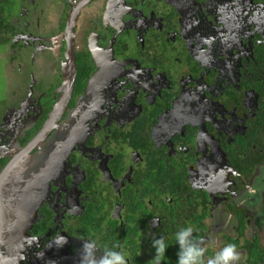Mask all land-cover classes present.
<instances>
[{"label": "flooded vegetation", "instance_id": "af4514ba", "mask_svg": "<svg viewBox=\"0 0 264 264\" xmlns=\"http://www.w3.org/2000/svg\"><path fill=\"white\" fill-rule=\"evenodd\" d=\"M2 52L0 264H264V0H0Z\"/></svg>", "mask_w": 264, "mask_h": 264}, {"label": "clouds", "instance_id": "9594fccd", "mask_svg": "<svg viewBox=\"0 0 264 264\" xmlns=\"http://www.w3.org/2000/svg\"><path fill=\"white\" fill-rule=\"evenodd\" d=\"M193 231L194 229L192 226H187L175 233V239L179 245L177 264H201L204 250L199 246V243L192 239ZM61 239L66 242V238ZM94 247L95 245L92 242H86L84 244L86 258L89 249H94ZM152 247L155 248V256L153 257L154 264H162L167 250L165 239L163 237L154 238ZM239 259L240 255L237 250V245L228 243L216 253L214 259L208 261V264H232V262L239 261ZM92 264H127V262L122 251L108 250L99 261L93 259Z\"/></svg>", "mask_w": 264, "mask_h": 264}, {"label": "water", "instance_id": "95a60500", "mask_svg": "<svg viewBox=\"0 0 264 264\" xmlns=\"http://www.w3.org/2000/svg\"><path fill=\"white\" fill-rule=\"evenodd\" d=\"M15 165L9 166L8 169L3 174L2 184L0 185V248L4 247V243L2 242V236L5 235L6 225L8 223L7 219V207H6V187L7 180L10 179L13 169ZM5 233V234H4Z\"/></svg>", "mask_w": 264, "mask_h": 264}, {"label": "rangeland", "instance_id": "374dc122", "mask_svg": "<svg viewBox=\"0 0 264 264\" xmlns=\"http://www.w3.org/2000/svg\"><path fill=\"white\" fill-rule=\"evenodd\" d=\"M3 52L0 53V95L5 94L8 90H11L5 96L10 95L13 89H15L18 84L12 83L11 77L8 75V63L4 60ZM3 86V87H1Z\"/></svg>", "mask_w": 264, "mask_h": 264}]
</instances>
